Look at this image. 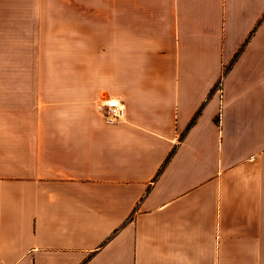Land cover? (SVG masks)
<instances>
[{
    "label": "crops",
    "instance_id": "0c3cea01",
    "mask_svg": "<svg viewBox=\"0 0 264 264\" xmlns=\"http://www.w3.org/2000/svg\"><path fill=\"white\" fill-rule=\"evenodd\" d=\"M18 4L80 21L0 81V264H264V0Z\"/></svg>",
    "mask_w": 264,
    "mask_h": 264
},
{
    "label": "rangeland",
    "instance_id": "374dc122",
    "mask_svg": "<svg viewBox=\"0 0 264 264\" xmlns=\"http://www.w3.org/2000/svg\"><path fill=\"white\" fill-rule=\"evenodd\" d=\"M41 1L64 0H0V81L32 80L31 74H20L22 78L16 79L10 72L18 67H47L50 58L51 65L58 64L59 47L72 42L80 11L11 8L20 2Z\"/></svg>",
    "mask_w": 264,
    "mask_h": 264
},
{
    "label": "built area",
    "instance_id": "2783aa9c",
    "mask_svg": "<svg viewBox=\"0 0 264 264\" xmlns=\"http://www.w3.org/2000/svg\"><path fill=\"white\" fill-rule=\"evenodd\" d=\"M96 109L107 123H115L124 116V105L117 98H102L96 103Z\"/></svg>",
    "mask_w": 264,
    "mask_h": 264
},
{
    "label": "trees",
    "instance_id": "16d2710c",
    "mask_svg": "<svg viewBox=\"0 0 264 264\" xmlns=\"http://www.w3.org/2000/svg\"><path fill=\"white\" fill-rule=\"evenodd\" d=\"M216 121H217V119H216Z\"/></svg>",
    "mask_w": 264,
    "mask_h": 264
}]
</instances>
